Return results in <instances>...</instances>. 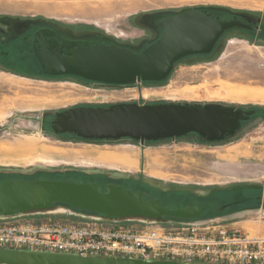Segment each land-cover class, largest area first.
Instances as JSON below:
<instances>
[{
    "label": "rangeland",
    "instance_id": "1",
    "mask_svg": "<svg viewBox=\"0 0 264 264\" xmlns=\"http://www.w3.org/2000/svg\"><path fill=\"white\" fill-rule=\"evenodd\" d=\"M191 6L264 20V0H0V16L36 17L75 39L99 34L140 48L145 37L156 36L147 22L152 13ZM23 51L17 41L12 55L0 56V69L30 81L24 88L4 84L0 89V180L93 182L100 191L116 184L177 207L200 202L205 206L210 200L219 205L226 196H205L210 187L264 185V43L225 34L211 54L176 62L164 80L119 85L75 75H46ZM120 103H218L245 116L232 135L215 141L193 132L144 142L126 137L91 139L51 127L56 113ZM48 210L54 213L44 216L79 219L58 202L40 211ZM198 218L219 219L250 235L264 236L261 204L238 209L232 217ZM153 219L163 224L182 220Z\"/></svg>",
    "mask_w": 264,
    "mask_h": 264
},
{
    "label": "water",
    "instance_id": "2",
    "mask_svg": "<svg viewBox=\"0 0 264 264\" xmlns=\"http://www.w3.org/2000/svg\"><path fill=\"white\" fill-rule=\"evenodd\" d=\"M238 23L200 11H185L163 19L161 35L142 48L103 37L102 42L72 38L57 28L36 32L32 49L43 73L75 75L112 84L160 81L179 59L209 52L220 33ZM55 47V50L53 49ZM243 113L218 103H120L109 107L68 109L55 114L52 129L83 138H129L140 142L175 138L189 132L208 141L224 139L239 127ZM108 217L144 216L198 218L200 203L169 208L157 198L143 199L140 191L109 184L58 179L0 180V214L12 215L49 209L54 203ZM0 264H185L173 260L104 257L0 248Z\"/></svg>",
    "mask_w": 264,
    "mask_h": 264
},
{
    "label": "built area",
    "instance_id": "3",
    "mask_svg": "<svg viewBox=\"0 0 264 264\" xmlns=\"http://www.w3.org/2000/svg\"><path fill=\"white\" fill-rule=\"evenodd\" d=\"M67 209L79 219L44 216L54 213L50 210L0 214V248L185 264H264V236L219 219L180 218L163 224L144 216Z\"/></svg>",
    "mask_w": 264,
    "mask_h": 264
},
{
    "label": "flooded vegetation",
    "instance_id": "4",
    "mask_svg": "<svg viewBox=\"0 0 264 264\" xmlns=\"http://www.w3.org/2000/svg\"><path fill=\"white\" fill-rule=\"evenodd\" d=\"M185 11H200L205 14H208L210 17L218 18L223 21L231 20L234 17H236V19H238V23H236L233 27L224 29L215 40L209 52L187 55L179 59L178 61L190 56H206L211 54L225 34L226 36L230 34L244 36L253 41L264 43V20L262 16L261 17L257 15L249 16L243 12L222 11V9L214 8V7L191 6V7H183L181 9L172 10L168 12L152 13L151 16L147 18V22L150 24L149 27L156 34V36L153 39H149V40L148 37H145L141 41L140 44L141 46L139 47L141 48L146 46L150 41L155 40L161 35L162 27L160 25V22L163 19H167L172 16L181 14ZM53 27L54 26L51 25L50 22L48 23L41 21L36 17L21 19L13 16L12 17L0 16V56L8 57L12 55L11 49L13 48L14 44L17 43V41H19L21 42V45L24 47L23 56H25L28 60L37 62V59L32 49L33 36L36 32L44 31L45 29L53 28ZM103 37L105 36L97 34L92 37H89L87 40L93 42H102ZM53 49L55 50V47H53ZM2 59L3 58L0 57V60ZM173 66L169 74L171 73ZM39 69L40 72L43 73L40 67ZM104 84H112V83H104ZM113 85H119V84H113ZM244 116L245 115L243 114V117ZM261 187H262L261 185L258 186L256 183L236 184L235 186H227L222 188L210 187L205 196H210L216 193L217 196L223 195L226 197L219 200L220 201L219 205H217V203H214L213 200H210L209 203L206 204L205 206H203V203L200 202L201 216L209 215L210 217H214V216L218 217L224 215L227 217H232L235 213L238 212V209L247 206L256 205V207L257 206L259 207L261 204L262 207L264 208V190ZM158 200L160 204L167 206L169 208L177 207V206L171 207L165 205L161 203L160 199ZM178 207H182V206H178ZM256 211H258V209H256Z\"/></svg>",
    "mask_w": 264,
    "mask_h": 264
},
{
    "label": "crops",
    "instance_id": "5",
    "mask_svg": "<svg viewBox=\"0 0 264 264\" xmlns=\"http://www.w3.org/2000/svg\"><path fill=\"white\" fill-rule=\"evenodd\" d=\"M61 6H65L64 4L59 3ZM95 6H93L90 10H95ZM29 78H26L23 75L17 76L16 74L10 73L8 71H4L0 69V89L4 84L16 87V88H24L29 85ZM264 190V185L261 187Z\"/></svg>",
    "mask_w": 264,
    "mask_h": 264
},
{
    "label": "trees",
    "instance_id": "6",
    "mask_svg": "<svg viewBox=\"0 0 264 264\" xmlns=\"http://www.w3.org/2000/svg\"><path fill=\"white\" fill-rule=\"evenodd\" d=\"M34 63L37 65V67H38V64H37V62L36 61H34ZM39 68V67H38ZM166 79V78H165ZM6 178H8V177H6ZM3 179H5V178H3ZM22 179H27V180H30V179H28V178H22ZM130 190H132V189H130ZM133 191H139V190H133ZM143 197V199H149V198H145L144 196H142ZM57 203V202H56ZM58 203H60V202H58ZM162 203V202H161ZM61 204H63V205H65L64 203H61ZM171 207H173V206H171ZM166 217H168V216H166Z\"/></svg>",
    "mask_w": 264,
    "mask_h": 264
}]
</instances>
